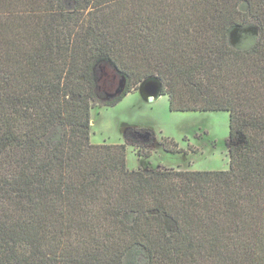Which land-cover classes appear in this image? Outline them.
I'll list each match as a JSON object with an SVG mask.
<instances>
[{"label":"trees","instance_id":"1","mask_svg":"<svg viewBox=\"0 0 264 264\" xmlns=\"http://www.w3.org/2000/svg\"><path fill=\"white\" fill-rule=\"evenodd\" d=\"M150 79L171 112L229 114V170H129L148 127L91 143L93 107ZM0 264H264V0H0Z\"/></svg>","mask_w":264,"mask_h":264},{"label":"rangeland","instance_id":"2","mask_svg":"<svg viewBox=\"0 0 264 264\" xmlns=\"http://www.w3.org/2000/svg\"><path fill=\"white\" fill-rule=\"evenodd\" d=\"M255 24L234 30L230 36L233 47L252 45L259 38ZM99 93L102 100L118 95L124 81L111 68L102 64L97 69ZM146 84H158L150 79ZM140 89V87H139ZM137 90L125 97L115 107L95 105L92 111L91 143L94 145L124 143L123 131L128 127L152 128L157 144L148 159L138 157L136 149L127 148L129 170L141 169L151 173L158 168L183 171H227L230 167L228 139L230 117L226 112L175 113L169 109L168 98L158 97L148 101L144 90ZM163 138L177 143L180 152H166Z\"/></svg>","mask_w":264,"mask_h":264},{"label":"water","instance_id":"3","mask_svg":"<svg viewBox=\"0 0 264 264\" xmlns=\"http://www.w3.org/2000/svg\"><path fill=\"white\" fill-rule=\"evenodd\" d=\"M148 82H144L141 86L139 90H144L146 93V96L148 98V101H153L154 99L158 98L160 95V88H161V84L160 81L158 82V84H154V83H149L146 84Z\"/></svg>","mask_w":264,"mask_h":264},{"label":"crops","instance_id":"4","mask_svg":"<svg viewBox=\"0 0 264 264\" xmlns=\"http://www.w3.org/2000/svg\"><path fill=\"white\" fill-rule=\"evenodd\" d=\"M159 97H165V98H168L167 96H159ZM168 101H169V98H168Z\"/></svg>","mask_w":264,"mask_h":264}]
</instances>
